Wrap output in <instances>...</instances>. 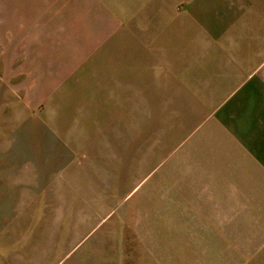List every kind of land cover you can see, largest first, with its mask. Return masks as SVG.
Wrapping results in <instances>:
<instances>
[{
    "label": "crops",
    "instance_id": "obj_1",
    "mask_svg": "<svg viewBox=\"0 0 264 264\" xmlns=\"http://www.w3.org/2000/svg\"><path fill=\"white\" fill-rule=\"evenodd\" d=\"M2 12L1 42L15 20L23 33L27 20H97L82 68L145 105L163 188L177 194L155 215L181 217L185 232L205 217L220 227L210 232H264V0H3ZM12 61L0 52L1 105L25 74ZM27 74L42 88L37 67ZM33 142L0 161V264H58L57 191L43 193Z\"/></svg>",
    "mask_w": 264,
    "mask_h": 264
},
{
    "label": "rangeland",
    "instance_id": "obj_2",
    "mask_svg": "<svg viewBox=\"0 0 264 264\" xmlns=\"http://www.w3.org/2000/svg\"><path fill=\"white\" fill-rule=\"evenodd\" d=\"M17 23L0 41V52L20 62L11 71L25 70L11 75V103L0 104V161L34 139L40 146L43 193L57 191L58 264H264V232H210L220 227L206 217L185 232L181 217L155 215L177 194L163 188L145 105L82 68L96 54L97 20H27L24 37ZM36 67L40 89L24 80Z\"/></svg>",
    "mask_w": 264,
    "mask_h": 264
}]
</instances>
